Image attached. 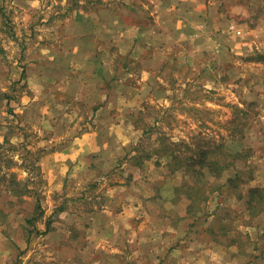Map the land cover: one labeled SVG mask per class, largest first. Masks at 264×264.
I'll use <instances>...</instances> for the list:
<instances>
[{"label": "rangeland", "instance_id": "1", "mask_svg": "<svg viewBox=\"0 0 264 264\" xmlns=\"http://www.w3.org/2000/svg\"><path fill=\"white\" fill-rule=\"evenodd\" d=\"M193 3L208 9L204 32L151 46V71L101 84L87 66L78 84L61 58L43 72L38 48L83 29L78 10L136 27L156 0H0V264H264V212L238 198L264 187V0ZM121 48L107 45L123 66ZM165 146L230 160L188 215L177 188L197 180Z\"/></svg>", "mask_w": 264, "mask_h": 264}, {"label": "crops", "instance_id": "2", "mask_svg": "<svg viewBox=\"0 0 264 264\" xmlns=\"http://www.w3.org/2000/svg\"><path fill=\"white\" fill-rule=\"evenodd\" d=\"M193 1L195 0H156L157 13L154 19L144 25L137 23L136 27L132 26L133 23L131 21L122 24L120 18L112 19L103 15L101 17H94L91 13L90 17H88L85 12L78 10L76 11L74 23L79 27H83L84 31L81 29L75 34L61 38L62 44L55 45L47 42L43 44V47L38 48V54L43 57L42 66L44 70L42 71L47 72V68L45 67H47L48 59L61 58L65 63L62 61L59 63L65 64L68 72L76 71L75 75L71 73H68L69 75H61L60 77H64L63 79L65 81L75 76L80 81L78 84H85L86 81L82 79L83 76L81 73L84 67L90 66V75L100 78L101 84H127L128 77L130 78L134 74L136 75L140 70H150V68H145V63L151 65L156 60L158 61L156 58V55L158 57L157 51L155 53V50H151L150 54H147L151 46L158 49L164 41L171 43L177 42L180 39H194L198 33L204 32L203 20L208 17V9L206 6L201 8L200 6H195ZM114 14L117 16L116 13ZM200 21H202L201 24ZM227 25L228 23L226 24L228 28H226L227 32L235 31L234 24H231L234 26L230 28L231 30L229 29L230 26ZM101 32L106 35L107 43L106 46H101L103 50L99 51L97 43ZM109 44L123 47L124 49H121L126 55L130 59L132 58V61H141L143 67L141 69L128 68L131 67V60L130 63L128 62L129 65L127 63L121 66V61H118L120 58L113 55L107 49V45L109 46ZM79 65H81V71L80 69L75 70L74 67L76 68ZM140 79L143 80V78ZM38 85L41 86V84ZM28 89H31L29 84ZM40 113L38 114L36 112L34 115L38 118V121L42 120V122H45L44 114L42 112ZM95 113L97 112L95 111ZM92 116L93 112L90 117ZM48 120L49 118H47ZM83 138L79 140L80 145L83 144ZM75 147L77 148V146L73 145L67 151L70 149L75 151ZM58 154L59 152L56 153V155ZM49 156L51 159L52 155Z\"/></svg>", "mask_w": 264, "mask_h": 264}, {"label": "trees", "instance_id": "3", "mask_svg": "<svg viewBox=\"0 0 264 264\" xmlns=\"http://www.w3.org/2000/svg\"><path fill=\"white\" fill-rule=\"evenodd\" d=\"M258 59L264 60V54L258 56ZM164 149L165 150L162 156L165 155V153H168L167 157L170 156L171 159L173 158L171 162L174 165V169L181 168L189 173L192 179L194 178V180H197L196 184L186 181L182 184L183 186L177 188V190L181 191L190 201L186 206V215H188L189 212L192 211L193 206H195L196 200L199 199V197H202L203 199L205 198L203 196L205 190L208 189L209 191H212V189L214 188L212 187L211 183L205 188L202 181L206 182V180L211 177L213 181H216V183H218L217 180H219L223 176L222 171L224 172L230 167L228 165L230 163V160L225 159L227 164H225L226 166H222V160L220 159L219 155L215 154L214 151L210 149L201 150L199 154L196 157H193V159L191 158V160H184L181 156L177 155L174 149L168 150L167 146H165ZM233 157L235 158L236 156ZM189 161H191V163ZM238 175L239 172L236 170L234 176L229 175L225 178V183H233L239 177ZM215 185H217L216 187L219 188L221 184L218 183ZM238 198L243 201V205L250 213V215L254 216L264 212V187H249L244 192H239ZM199 200L201 201V199ZM194 217L195 219L197 218L195 215ZM33 219L34 218H29L27 219V221L31 223Z\"/></svg>", "mask_w": 264, "mask_h": 264}]
</instances>
